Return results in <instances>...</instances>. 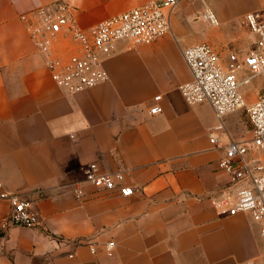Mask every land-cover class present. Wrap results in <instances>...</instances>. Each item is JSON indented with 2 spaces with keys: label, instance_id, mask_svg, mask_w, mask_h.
<instances>
[{
  "label": "crops",
  "instance_id": "1",
  "mask_svg": "<svg viewBox=\"0 0 264 264\" xmlns=\"http://www.w3.org/2000/svg\"><path fill=\"white\" fill-rule=\"evenodd\" d=\"M148 1L0 0V195L29 198L40 217L35 228L4 227L11 203L0 197V264L264 263L258 225L243 214L221 218L211 203L230 180L210 142L216 114L187 104L179 89L191 80L183 50L215 38L196 20L210 3L222 20L210 27L237 37L264 0H179L169 34L139 47L114 43L109 80L74 95L52 80L21 21L64 2L90 28ZM242 5L250 7L233 22L229 10ZM225 122L236 137L242 115ZM94 162L105 173L123 168L134 195L87 185Z\"/></svg>",
  "mask_w": 264,
  "mask_h": 264
},
{
  "label": "built area",
  "instance_id": "2",
  "mask_svg": "<svg viewBox=\"0 0 264 264\" xmlns=\"http://www.w3.org/2000/svg\"><path fill=\"white\" fill-rule=\"evenodd\" d=\"M178 3L179 0H150L93 27L83 28L77 23L70 5L55 2L22 15L21 21L42 55L52 80L74 95L109 80L104 63L112 55L114 43L127 41L139 47L169 34L171 13ZM202 16L209 25H219L211 9L206 8ZM245 24L256 36V47L242 58L232 54L228 64L208 43L183 50L191 80L179 89L187 104H209L218 119L210 142L223 152L219 168L230 180L217 196L211 198L213 209L221 218L248 215L258 225L264 242V94L247 104L242 93V88L253 78L264 76V12L247 14ZM161 98L157 96L154 100L158 102ZM243 110L252 127L250 139L236 138L225 122L226 117ZM160 111L159 106L151 109L153 114ZM84 173L85 183L99 192H117L123 197H132L135 193L134 187L126 184L123 168L105 173L94 162ZM75 193L78 197L84 196L82 187H76ZM0 197L11 203L4 227L39 226V214L29 198L10 193H2ZM88 243L91 253L95 254L94 244ZM105 249L112 254L115 243L108 242Z\"/></svg>",
  "mask_w": 264,
  "mask_h": 264
},
{
  "label": "rangeland",
  "instance_id": "3",
  "mask_svg": "<svg viewBox=\"0 0 264 264\" xmlns=\"http://www.w3.org/2000/svg\"><path fill=\"white\" fill-rule=\"evenodd\" d=\"M210 7L212 11L215 13L216 17L220 22H222L220 17V11L216 8L214 4L210 3ZM250 7V5H242L236 6L229 10L230 18H232L233 22H237L238 18L242 14L246 8ZM264 8V5L261 9ZM263 12V11H262ZM202 19H201V18ZM197 22L201 24L200 28L204 31H209L208 34L211 36H215L214 40L211 42H207L211 45L220 55L222 61L225 64L230 62L231 55L234 54L239 58H242L245 54H247L250 50H253L256 47V36L252 33L249 27L246 26V31H241L239 36H235V34L225 33L222 31L225 27L224 24H221V27L218 30L216 28L218 26H211L206 21L203 20V16H198ZM209 25V26H208ZM211 26V27H210ZM220 30V31H219ZM217 32H223V34H217ZM242 93L246 97L247 104L252 103L258 96L264 94V76H257L250 81L249 85H246L242 88ZM238 115H242V124L238 126L235 135L236 137L250 139L252 136V127L248 120V115L245 110L241 112H237Z\"/></svg>",
  "mask_w": 264,
  "mask_h": 264
}]
</instances>
